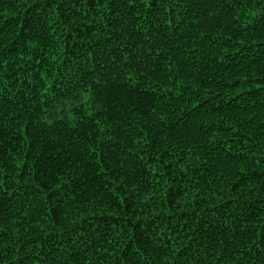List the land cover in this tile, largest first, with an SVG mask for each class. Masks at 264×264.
Masks as SVG:
<instances>
[{
	"label": "trees",
	"instance_id": "1",
	"mask_svg": "<svg viewBox=\"0 0 264 264\" xmlns=\"http://www.w3.org/2000/svg\"><path fill=\"white\" fill-rule=\"evenodd\" d=\"M0 264H264V0H0Z\"/></svg>",
	"mask_w": 264,
	"mask_h": 264
}]
</instances>
